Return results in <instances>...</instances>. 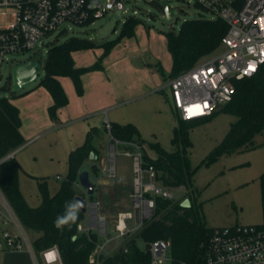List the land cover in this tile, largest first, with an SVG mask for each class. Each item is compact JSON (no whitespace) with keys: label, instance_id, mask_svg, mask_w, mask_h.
I'll list each match as a JSON object with an SVG mask.
<instances>
[{"label":"rangeland","instance_id":"374dc122","mask_svg":"<svg viewBox=\"0 0 264 264\" xmlns=\"http://www.w3.org/2000/svg\"><path fill=\"white\" fill-rule=\"evenodd\" d=\"M162 2L163 0H127L125 12L112 11L94 24L82 26L67 24L64 27L69 32L62 33L61 30L56 32L47 39L48 45L43 49L7 55L2 67L0 98H13L12 72L18 63L31 57H39L44 66L48 50L55 43L60 44L71 37H78L105 44L118 38L130 17L140 20L134 36L123 38L109 53L105 54L104 48H97L81 51L75 56L78 64L91 66L97 62L103 63V69H95L103 73V93L109 95L107 100L103 98V103H106L103 104V111L92 114L82 121L63 123L60 119L55 129L41 133L16 153L22 165L19 174L20 189L32 207L42 204L37 181L46 179L50 194H54L67 175L70 152L84 144L91 127H98L101 130V136L93 141L98 151L94 163L101 166L102 160L103 163L107 162L110 134L105 129L106 119L111 123L136 125L141 134L137 145L144 147L153 158L157 155L147 145L150 142L160 143L169 152L175 150L172 140L180 114L173 107L168 80L165 81L156 68L151 66L156 82H159L153 91L138 94L139 97L134 95L127 97L128 94L124 90L128 87H137L146 81L143 70L149 66L148 63H160L165 70H170L172 57L168 51L165 33L178 32L187 20L201 17L211 19L214 15L197 7L196 0H169V6L176 17L169 23L163 11L155 5L156 3L162 5ZM205 60L206 58L202 61ZM44 77L45 71L42 69L39 80L15 93L13 101L18 103L23 111L33 107L34 111L39 112L44 108L45 98L33 97L34 94L47 92L39 86ZM236 121L235 116L220 114L210 123L193 128L188 134L192 143L188 148L190 162L193 168L198 167L194 176V187L199 192L197 202L202 204L205 222L212 229L263 224L264 134L255 137L254 143L257 147L254 149L242 147L232 153L222 154L215 161H209L212 152L223 142L232 123ZM127 151L128 149L123 146L119 148L116 157V179L110 180L101 173L94 174L91 161L85 162L82 168L83 171L90 173V180L95 184L94 199L100 202V212L108 220L106 238L95 231L99 244L112 239L105 253L112 252L117 245L114 240L116 236L114 225L118 213L131 210L130 194L134 186L135 173L133 159L125 154ZM76 187L79 191H84L79 185ZM171 192L174 200H182L185 195L178 189H172ZM86 220L87 218L84 222ZM8 228L15 234L18 233L15 227ZM27 233L29 238L34 240L36 235L29 231ZM140 247L144 249L145 244L140 242ZM0 264L36 263L27 251H13L0 252ZM165 264H171V261Z\"/></svg>","mask_w":264,"mask_h":264},{"label":"trees","instance_id":"16d2710c","mask_svg":"<svg viewBox=\"0 0 264 264\" xmlns=\"http://www.w3.org/2000/svg\"><path fill=\"white\" fill-rule=\"evenodd\" d=\"M155 5L162 10L161 4ZM196 5L204 9L198 2ZM139 23L140 20L130 17L118 38L105 44L71 37L49 48L44 61L45 77L39 86L45 88L52 97L53 104L49 107V114L53 120L58 119V112L69 104L60 78L71 79L77 94L81 96L84 93L83 74L101 68L98 62L92 67L77 68L73 54L97 48H104L105 54L109 53L123 38L134 36ZM228 28V24L219 17L187 20L178 32L165 33L168 51L172 57L170 73L166 74L160 63L149 65L154 66L165 81L176 78L203 59L219 52ZM234 85L232 101L222 106L213 116L188 121L179 118L172 140L174 151H167L158 142H150L147 145L157 155L153 158L143 148L145 162L158 171L161 185L170 189L184 186L186 193L182 200L157 197L153 217L145 221L139 233L126 237L113 255L103 257L102 264H152L150 253L146 248L140 247V242L149 245L156 240L170 242L171 264H201L204 261L214 228L207 226L202 204L197 202L199 192L194 187V176L198 167L193 168L190 162L188 148L192 143L189 140V131L210 123L220 114L237 118L223 142L212 152L210 162L224 153H232L242 147L256 148L255 137L264 134V65L256 75L235 80ZM12 94L14 98L15 93ZM13 98H0V161L25 144L21 133L20 110L13 103ZM111 134L123 142L137 143L141 139L139 129L131 123H111ZM100 136L101 130L91 127L84 144L70 152L67 175L54 194H50L46 179L37 181L42 198V204L37 207L29 205L21 192L19 174L22 168L18 161L13 158L0 164V189L23 227L36 235L33 240L35 249L39 252L56 245L64 264H90L89 257L98 243L95 235L78 231V225L86 218V214L81 210L77 222L70 230L66 228L60 232L54 227V220L64 212L66 202L83 196V192L79 191L76 185L79 175L83 172L84 163L91 161L93 173L99 175L100 170L94 163L98 151L93 141ZM94 198L90 197L91 200H95ZM185 201L190 202L189 207L183 206ZM262 210L263 224L260 226L264 227V190ZM126 249L128 252H125Z\"/></svg>","mask_w":264,"mask_h":264},{"label":"built area","instance_id":"2783aa9c","mask_svg":"<svg viewBox=\"0 0 264 264\" xmlns=\"http://www.w3.org/2000/svg\"><path fill=\"white\" fill-rule=\"evenodd\" d=\"M127 0H0V82L2 67L7 55L43 49L47 39L60 31L69 32L67 24H94L112 11H126ZM214 17L228 24L222 39L221 50L190 70L168 81L173 107L180 119L200 120L213 116L222 106L232 101L235 80L256 75L264 65V0H196ZM32 58V57H31ZM105 127L110 134L107 162L97 166L108 179L117 178L116 157L121 146L132 157L134 186L130 194L131 210L118 213L114 225L117 242L114 250L126 237L139 233L146 220L153 217L156 198L173 199L172 189L161 185L159 173L145 162L143 148L137 143L123 142L111 134V122ZM130 150V151H129ZM16 151L0 161L15 158ZM63 180V179H62ZM77 185L80 186L79 182ZM81 187V186H80ZM82 188V187H81ZM83 189V188H82ZM174 189L186 193L184 186ZM87 201L86 222L78 225V231L95 235V231L107 237V217L100 212V202ZM85 218V219H86ZM18 229L15 234L8 227ZM112 241L96 244L89 257L90 264H102L107 256L106 247ZM152 264H165L171 258V244L156 240L145 244ZM113 250V251H114ZM27 251L36 264H64L59 248L55 245L37 251L27 230L21 224L13 208L0 189V252ZM125 252H128L126 249ZM201 264H264V227L234 226L212 231L205 259Z\"/></svg>","mask_w":264,"mask_h":264},{"label":"crops","instance_id":"0c3cea01","mask_svg":"<svg viewBox=\"0 0 264 264\" xmlns=\"http://www.w3.org/2000/svg\"><path fill=\"white\" fill-rule=\"evenodd\" d=\"M80 52L81 51L75 52L73 54V58H74L75 65L77 68L92 67L96 64L95 63L90 66L88 64L83 65V64L76 63L75 56L79 55ZM148 64H153V63H148ZM149 66H147V68L143 70L144 71L143 75L146 77L145 82L140 83L137 87L136 86L128 87L126 90H124L127 92L126 94H128L127 97H130L133 95L136 97H139L145 92L148 93V92L153 91V89L156 88V86L159 84V82H156L155 74L152 73V67L151 66L149 67ZM100 69H103L102 62H101ZM170 70L169 71L165 70L166 74H169ZM100 72H101L100 70L99 71L93 70V71H89L83 74L82 81H83V86H84V93L81 96L77 94L74 84L71 79L66 78V77L60 78V82L65 92L68 95L69 104L58 112V119L56 120H53L50 117L49 107L53 104V100H52L51 95L45 88L44 89L47 92H41L40 94H34L33 96V97L43 96L45 98L44 108L40 110L39 112L34 111L33 107L23 111L21 107L19 106V104L13 101V103L20 110V116L22 120L21 133L25 139V144L23 146L34 141L37 137H39L41 133H45L52 129H55L56 124L58 123L60 119H62L61 122L63 123L76 122V121H82L88 118V116L92 114H95V113L97 114V113L102 112L103 104H106L105 102L103 103V98H106L107 100L109 98V95L103 93V73H100ZM154 81L156 83H154ZM131 92L132 94H130ZM33 99L31 101H33ZM22 147L17 149L16 153ZM15 159L18 161V163L20 164L22 168V165L20 163L21 161L20 159L17 158L16 154H15ZM113 250L110 253L108 252L107 256H111L117 251V250L116 251L115 250L113 251Z\"/></svg>","mask_w":264,"mask_h":264},{"label":"water","instance_id":"95a60500","mask_svg":"<svg viewBox=\"0 0 264 264\" xmlns=\"http://www.w3.org/2000/svg\"><path fill=\"white\" fill-rule=\"evenodd\" d=\"M162 11L169 23L173 22L176 17L169 6V0H163L162 2ZM44 66H42L39 57H32L27 61H23L14 66L12 72V81H13V93H18L36 82L40 78V74ZM80 186L87 190L88 195L94 196L95 194V184L90 180V173L88 171H83L78 178ZM75 201H79L82 204L80 209L84 214L87 213V201L84 200L81 196H77ZM183 206L189 207L190 202L185 201Z\"/></svg>","mask_w":264,"mask_h":264},{"label":"clouds","instance_id":"9594fccd","mask_svg":"<svg viewBox=\"0 0 264 264\" xmlns=\"http://www.w3.org/2000/svg\"><path fill=\"white\" fill-rule=\"evenodd\" d=\"M81 208L82 204L79 201L66 202L64 212L54 220V227L60 232H63L66 228L70 230L72 225L77 222Z\"/></svg>","mask_w":264,"mask_h":264}]
</instances>
